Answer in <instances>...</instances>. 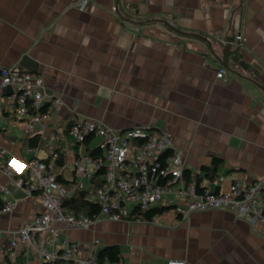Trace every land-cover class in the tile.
Segmentation results:
<instances>
[{
  "label": "crops",
  "instance_id": "0c3cea01",
  "mask_svg": "<svg viewBox=\"0 0 264 264\" xmlns=\"http://www.w3.org/2000/svg\"><path fill=\"white\" fill-rule=\"evenodd\" d=\"M81 1L0 0V66L30 68L20 64L28 56L46 96L62 100L49 134L63 158L59 173L65 180L73 173L66 165L83 149L70 150L64 127L73 115L116 130L142 126L170 135L200 187L211 182L202 168L214 160L219 183L210 184L212 189L264 180V0H87L83 10ZM229 39L231 49L239 47L229 55L233 72L220 63ZM220 68L224 79L216 77ZM0 107V147L6 150L0 162L23 169L35 155L44 157L43 142L29 151L33 146L13 121V101L3 98ZM23 151L33 154L25 162ZM13 177L0 171V185H12L18 194L9 189L14 208L0 212L1 245L41 206ZM188 183L195 187L194 180ZM64 234L81 242L80 256L87 255L94 237L101 240L96 257L104 246L117 245L122 264H167L172 258L186 264H264L259 224L222 209L194 211L183 221L166 212L157 225L104 218ZM16 254L18 263L20 249ZM21 256L25 264L38 263ZM0 261L7 263L1 253Z\"/></svg>",
  "mask_w": 264,
  "mask_h": 264
},
{
  "label": "built area",
  "instance_id": "2783aa9c",
  "mask_svg": "<svg viewBox=\"0 0 264 264\" xmlns=\"http://www.w3.org/2000/svg\"><path fill=\"white\" fill-rule=\"evenodd\" d=\"M87 3L82 0L79 8L85 9ZM112 11L117 12V8L112 7ZM235 39L238 46L243 45L240 34H236ZM224 72L225 69L220 68L216 77L224 79ZM7 86L11 87V92L6 95ZM3 98L13 101V121L24 135L39 137V143L29 151L36 152L43 142L47 153L44 157L35 155L24 164L27 178L20 176L23 169L0 162V171L10 177L19 173L13 177L15 186L41 204L30 220L8 233L6 246L0 244V253L7 261H0V264H18L16 253L19 249L21 255L32 256L37 264H99L95 254V249L101 245L98 237L90 240L87 255L80 256L81 242L65 235L64 231L85 230L104 218L157 225L161 224L166 212L183 221L194 211L222 209L259 224L264 232L263 179L249 184L235 181L224 191L211 188L210 184L219 183L213 178L201 192H196L182 177L187 166L173 138L152 127L116 130L95 118L71 116L64 128L83 149L72 160V177L65 185L61 184L57 181L60 166L56 163L60 155L49 134L52 114L60 110L61 98L47 97L41 79L32 72L0 66V106ZM45 103L49 111L42 109ZM96 139L99 142L95 143ZM5 155L6 150L0 147V157ZM80 190L93 192V198L89 199L99 205L98 212L90 214L68 207L67 213L63 211L62 199ZM0 193L3 195L0 212L12 211L15 201L6 197L9 189L0 185ZM161 207L167 210L150 217L144 215ZM167 264L186 262L172 258Z\"/></svg>",
  "mask_w": 264,
  "mask_h": 264
},
{
  "label": "trees",
  "instance_id": "16d2710c",
  "mask_svg": "<svg viewBox=\"0 0 264 264\" xmlns=\"http://www.w3.org/2000/svg\"><path fill=\"white\" fill-rule=\"evenodd\" d=\"M45 109V106L42 108ZM89 139H86L85 141L88 142ZM28 143L30 146H35L37 143H39V137L38 136H33V137H28ZM58 150V149H57ZM60 157L56 161V163L59 166H63V158L61 154H59ZM218 167V161L214 160V163L211 168L203 167L202 169L206 171V176L209 179H213L215 176L216 169ZM20 176L26 177V172L24 171L23 174L21 173ZM183 179L188 182V181H195V190L196 192H201L202 187L199 186L198 184V176L197 175H192L189 169H184L183 170ZM57 181L60 182L61 184H66L68 181L65 180L61 174L57 176ZM88 191L89 190H80L76 192L72 197L70 198H63L62 199V206H67L70 209L74 210H86L88 213H96L99 211V205L95 202H93L91 199L88 197ZM3 206V201L0 197V209ZM167 210L166 207H161V208H154L152 211L145 212L144 215L147 217L152 216L155 213H162L163 211ZM120 249L117 245H107L104 246L98 253L97 256V261L99 264H103L104 261H108L110 263H115V264H122L120 262Z\"/></svg>",
  "mask_w": 264,
  "mask_h": 264
},
{
  "label": "water",
  "instance_id": "95a60500",
  "mask_svg": "<svg viewBox=\"0 0 264 264\" xmlns=\"http://www.w3.org/2000/svg\"><path fill=\"white\" fill-rule=\"evenodd\" d=\"M197 37H199V38H202V36H200V35H197V34H195ZM203 39V38H202ZM229 43L228 44H225L224 45V50H222L223 52H222V57L220 58V63L227 69V70H229V71H231V72H233V70L229 67V55L231 54V53H236V52H238L239 51V47H237V48H235V49H231V45H232V42H233V40L231 39H229V41H228ZM31 61H33L32 59H30L28 56H26V55H24V56H22V58H21V60H20V64L21 65H30V68H26V69H24V68H22V66H19V64H18V66H15V68H17V69H19V70H23V71H29V72H34V71H36V69L35 68H31V65H32V62ZM237 64L238 65H240V66H243L244 65V61L243 60H239L238 62H237ZM6 93H10L11 92V87L10 86H7V88H6ZM9 189H10V191L12 192V194L14 195V196H18V194H16V192H15V188L11 185V186H9ZM16 194V195H15Z\"/></svg>",
  "mask_w": 264,
  "mask_h": 264
},
{
  "label": "rangeland",
  "instance_id": "374dc122",
  "mask_svg": "<svg viewBox=\"0 0 264 264\" xmlns=\"http://www.w3.org/2000/svg\"><path fill=\"white\" fill-rule=\"evenodd\" d=\"M40 79H41V78H40ZM41 82H42V79H41ZM42 84H43V82H42ZM11 130H12L13 132H15L17 135L20 134V132H19V130H18L17 127L11 128ZM68 138H69L68 142H69V143H72L71 146H70V150H71V151L79 150L80 145H79V144H76V143H75V140H74L72 137H68ZM68 138H67V139H68ZM94 142H95V143L99 142V139L94 140ZM44 144H45V143H44ZM42 146H45V145H42ZM31 155H33V154H31V153H27L26 151H23V153H22V157H23V159H24V162H25V160H28V158H29ZM66 167L69 168L70 172H72V170H73V165H72V163H71V165H70V164H67ZM73 175H74V174H73ZM70 176L72 177V173H71ZM77 176H79V175H77ZM83 181H84L85 184L88 183V181H87L86 179H83ZM88 197H89V198H93V192H92L91 190L88 191ZM63 211H64L65 213H67V206H63ZM7 243H8V242L6 241V242L3 244V246H6ZM20 257H23V256H21V255L18 256V264H21V262L25 261V258H23L22 261H20ZM60 264H68V263H67V262H61Z\"/></svg>",
  "mask_w": 264,
  "mask_h": 264
}]
</instances>
